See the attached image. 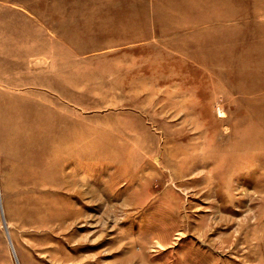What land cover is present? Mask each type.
I'll list each match as a JSON object with an SVG mask.
<instances>
[{"label":"rangeland","instance_id":"374dc122","mask_svg":"<svg viewBox=\"0 0 264 264\" xmlns=\"http://www.w3.org/2000/svg\"><path fill=\"white\" fill-rule=\"evenodd\" d=\"M264 0H0V264H264Z\"/></svg>","mask_w":264,"mask_h":264},{"label":"crops","instance_id":"0c3cea01","mask_svg":"<svg viewBox=\"0 0 264 264\" xmlns=\"http://www.w3.org/2000/svg\"><path fill=\"white\" fill-rule=\"evenodd\" d=\"M261 3V10L259 12L262 17L260 18V23L264 24V1H261ZM261 29H264V27H261Z\"/></svg>","mask_w":264,"mask_h":264}]
</instances>
